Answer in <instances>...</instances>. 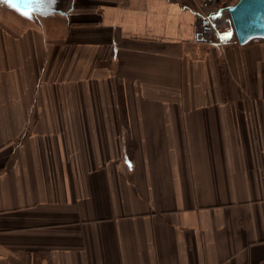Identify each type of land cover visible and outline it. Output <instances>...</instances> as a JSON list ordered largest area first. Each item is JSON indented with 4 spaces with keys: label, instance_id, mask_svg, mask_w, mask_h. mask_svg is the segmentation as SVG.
<instances>
[{
    "label": "crops",
    "instance_id": "obj_1",
    "mask_svg": "<svg viewBox=\"0 0 264 264\" xmlns=\"http://www.w3.org/2000/svg\"><path fill=\"white\" fill-rule=\"evenodd\" d=\"M237 1L0 5V264H264V42L209 28Z\"/></svg>",
    "mask_w": 264,
    "mask_h": 264
},
{
    "label": "water",
    "instance_id": "obj_2",
    "mask_svg": "<svg viewBox=\"0 0 264 264\" xmlns=\"http://www.w3.org/2000/svg\"><path fill=\"white\" fill-rule=\"evenodd\" d=\"M51 0L35 5H20L15 0H0V5L20 16L40 20L46 11H57L66 14L61 9L49 6ZM27 12V15L22 14ZM228 16L233 24V34H223L221 37L235 36L240 44H247L254 38L264 39V0H238L228 7Z\"/></svg>",
    "mask_w": 264,
    "mask_h": 264
},
{
    "label": "built area",
    "instance_id": "obj_3",
    "mask_svg": "<svg viewBox=\"0 0 264 264\" xmlns=\"http://www.w3.org/2000/svg\"><path fill=\"white\" fill-rule=\"evenodd\" d=\"M209 28L210 31L215 34V35H223V34H233L234 33V27L233 24L231 23L229 16L225 17L223 20H219V21H213L209 19ZM231 38V39H230ZM229 39V41L234 43H239L238 39L235 36H231ZM261 40V38H254L253 41L254 42H259ZM222 42V40H221Z\"/></svg>",
    "mask_w": 264,
    "mask_h": 264
},
{
    "label": "rangeland",
    "instance_id": "obj_4",
    "mask_svg": "<svg viewBox=\"0 0 264 264\" xmlns=\"http://www.w3.org/2000/svg\"><path fill=\"white\" fill-rule=\"evenodd\" d=\"M232 41H231V43H234ZM260 42H264V39H261L259 42H255V43H260ZM255 88H256V86H255ZM249 95L251 96V98L264 99V76L261 77V82L259 85V91L255 90L253 93L249 92Z\"/></svg>",
    "mask_w": 264,
    "mask_h": 264
},
{
    "label": "snow or ice",
    "instance_id": "obj_5",
    "mask_svg": "<svg viewBox=\"0 0 264 264\" xmlns=\"http://www.w3.org/2000/svg\"><path fill=\"white\" fill-rule=\"evenodd\" d=\"M44 2V0H15V3L20 5H35ZM55 2V0H52ZM22 14L27 15V12H23Z\"/></svg>",
    "mask_w": 264,
    "mask_h": 264
},
{
    "label": "bare ground",
    "instance_id": "obj_6",
    "mask_svg": "<svg viewBox=\"0 0 264 264\" xmlns=\"http://www.w3.org/2000/svg\"><path fill=\"white\" fill-rule=\"evenodd\" d=\"M7 10V9H6ZM8 11H10V12H13V11H11V10H8ZM253 41V40H252ZM252 41H250V42H252Z\"/></svg>",
    "mask_w": 264,
    "mask_h": 264
}]
</instances>
